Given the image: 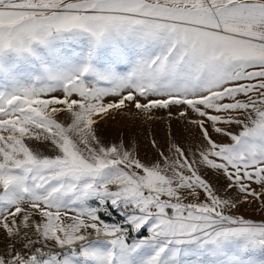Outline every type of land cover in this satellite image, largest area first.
<instances>
[{"label": "snow or ice", "instance_id": "6c2138e0", "mask_svg": "<svg viewBox=\"0 0 264 264\" xmlns=\"http://www.w3.org/2000/svg\"><path fill=\"white\" fill-rule=\"evenodd\" d=\"M0 264H264V0H0Z\"/></svg>", "mask_w": 264, "mask_h": 264}, {"label": "rangeland", "instance_id": "374dc122", "mask_svg": "<svg viewBox=\"0 0 264 264\" xmlns=\"http://www.w3.org/2000/svg\"><path fill=\"white\" fill-rule=\"evenodd\" d=\"M105 127L111 139L119 138L131 144L142 159L153 158L155 149L151 147L152 141L166 148L175 140L187 149L194 140L193 131L185 128L179 121H169L166 118L145 120L131 113H117ZM243 214L248 218L260 219L258 211L249 210Z\"/></svg>", "mask_w": 264, "mask_h": 264}]
</instances>
